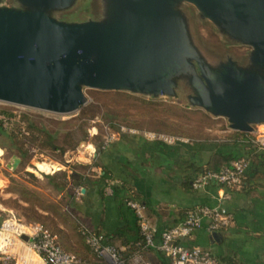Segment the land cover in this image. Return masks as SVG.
Returning <instances> with one entry per match:
<instances>
[{
    "label": "water",
    "instance_id": "obj_1",
    "mask_svg": "<svg viewBox=\"0 0 264 264\" xmlns=\"http://www.w3.org/2000/svg\"><path fill=\"white\" fill-rule=\"evenodd\" d=\"M78 1L0 0V103L67 116L87 103L85 88L181 91L234 132L264 125V0H97L98 18L61 21ZM187 5L230 45L249 47L246 57L207 52Z\"/></svg>",
    "mask_w": 264,
    "mask_h": 264
},
{
    "label": "crops",
    "instance_id": "obj_2",
    "mask_svg": "<svg viewBox=\"0 0 264 264\" xmlns=\"http://www.w3.org/2000/svg\"><path fill=\"white\" fill-rule=\"evenodd\" d=\"M235 133L238 132L230 131L228 138L221 140L188 139L156 132L122 133L93 149L94 152L85 150L77 157L69 156L65 163L38 162L36 173L54 175L67 171L71 182L72 174H83L76 168L71 170V166L76 162L91 166L80 193L73 199L68 197V204L82 223L104 235L128 264H170V259L159 250L162 233L180 225L188 211L202 206L223 207L233 217V224L217 232L215 238L206 220L199 230L178 244L209 249L221 264H264V148L254 142L256 137ZM149 134L157 137L151 138ZM162 136L178 140L166 142ZM239 158L249 162L241 191L224 198L228 190L216 183L193 187L205 170H219ZM7 183L0 179V193ZM130 198L145 207L155 229L153 248L140 247L138 220L126 205ZM80 246L67 239L69 253H84L83 259L93 262L91 251L86 245Z\"/></svg>",
    "mask_w": 264,
    "mask_h": 264
},
{
    "label": "rangeland",
    "instance_id": "obj_3",
    "mask_svg": "<svg viewBox=\"0 0 264 264\" xmlns=\"http://www.w3.org/2000/svg\"><path fill=\"white\" fill-rule=\"evenodd\" d=\"M98 5L97 0H79L74 9L58 13V18L65 22L96 19L99 17ZM3 6L13 7L14 0H4ZM186 10L190 13L199 41L207 52L221 59L228 55L244 59L249 53V47L233 46L222 39L209 21L198 18V12L193 6L187 5ZM84 93L87 103L76 113L67 116L0 103V119L3 120L5 128L9 129L12 123L24 116H27L34 126V134L28 135V139L19 143V147L27 154L24 158L20 156L17 148L10 149L6 139L0 136V179H6L8 182L7 188L0 193V225L13 216L23 223L43 224L58 235L65 249L67 239L85 248L79 232L84 223L68 204L67 185L71 182L68 181L67 171L63 172L56 181L64 188H55L46 177L50 174L36 173V163L51 160L65 163L69 156L77 157L85 150L94 152L93 149H98L107 140L131 131L156 132L188 139L218 140L228 138V133L232 132L225 118L212 117L201 109L190 107L185 92L180 91L176 99L151 98L125 91L89 88H85ZM3 112L11 113L16 119L6 118L1 114ZM254 128L255 132L250 135L257 137L260 133L264 137V125ZM41 130L56 134L55 145L62 153L49 148L48 140ZM1 145H4V148ZM14 157L21 159L16 170L10 167ZM79 165L88 166L76 162L71 166V170L76 168L84 173L85 171L78 168ZM24 189L32 193L27 196L32 207L19 201V204L27 209L25 211L17 209L14 204ZM75 254L81 258L86 256L84 253Z\"/></svg>",
    "mask_w": 264,
    "mask_h": 264
},
{
    "label": "built area",
    "instance_id": "obj_4",
    "mask_svg": "<svg viewBox=\"0 0 264 264\" xmlns=\"http://www.w3.org/2000/svg\"><path fill=\"white\" fill-rule=\"evenodd\" d=\"M149 136L157 137L155 134ZM161 138L166 142L178 140L164 136ZM254 142L264 148V137L260 133ZM248 166V160L239 158L219 170H205L195 179L193 187L199 189L216 183L228 190L223 197L229 198L231 193L244 188V175ZM126 205L137 217L145 246L155 247V229L149 221L145 207L132 198L126 200ZM206 220L209 221L208 228L212 234L233 224V217L223 207L202 206L188 211L180 225L164 231L161 235L159 250L170 259V264H221L209 249L185 248L178 244L180 240L189 238L199 230ZM80 232L95 257L93 262L65 251L58 236L43 224H27L14 216L10 217L0 225V264H127L115 247L105 244L104 235L85 226L80 228Z\"/></svg>",
    "mask_w": 264,
    "mask_h": 264
},
{
    "label": "trees",
    "instance_id": "obj_5",
    "mask_svg": "<svg viewBox=\"0 0 264 264\" xmlns=\"http://www.w3.org/2000/svg\"><path fill=\"white\" fill-rule=\"evenodd\" d=\"M1 114L4 115L6 118H9V119L10 118H12V119L15 118L16 119L15 116H13V115L11 116V113L3 112ZM21 124H23V125H21ZM41 131L45 134V137L48 140V146H49V148L52 149V151H60L61 152V150L55 145V142H56V134H51V133L47 132L46 130H41ZM31 134H34V126H33V122H31L30 119L27 116H24L22 119L16 120L15 123H12V125H11V127L9 129H7V128L4 127V122H3V120L0 119V136L4 137L6 139V142L9 143V146H11L10 149L17 148L20 151V156L22 158L26 157L27 154H26V152H23L22 151L24 149H22L21 147H19V143L21 144V141L22 140L28 139L27 136L28 135H31ZM235 135H237V136H239V135L251 136L250 134H245V133H235ZM1 146L4 148V145H1ZM78 168L82 169L85 172L82 175H78V174L76 175V173L72 174L71 184H70V186L67 185V188H68L67 189L68 197L69 198H72V199L75 198L76 194L80 192L81 185L83 184V182H85L88 179V175L91 174L90 172H91V169H92L91 166H85V165H79ZM86 171H88V172H86ZM62 174L63 173L54 174V175H51V176L49 175V176H46V177L50 180L51 184L55 186V188H57V189H63L64 186L58 184L57 181H56L58 179L59 175H62ZM30 195H32V193L30 191H28L27 189H24L21 193H19V199L18 200H15V202H14V204L16 205V208L17 209H20V210H23V211L27 210L25 207H22L19 204V201H23L25 203H28V204H30V207H32V205H31L32 203H30V201L28 200V197H27V196H30ZM82 226H85V225L83 224V225H81V227ZM85 227H87V226H85ZM87 228L90 229V230H93V229H91L89 227H87ZM48 229H50V228H48ZM51 231L55 235H57L53 230H51ZM79 232H80V229H79ZM95 232H97V231H95ZM97 233H99V232H97ZM80 234H81V236H82V238L84 240V243H85L86 247L91 251L90 247L85 242L84 236L82 235L81 232H80ZM105 239H106V237H105ZM105 244H108V245L113 246L111 244V242L109 240H107V239L105 240ZM144 246H145V242H144V239H143V237L141 235L140 247L143 248ZM64 250L68 252L67 249L64 248ZM120 255H121V253H120ZM121 257L126 262V260L124 259V257L122 255H121Z\"/></svg>",
    "mask_w": 264,
    "mask_h": 264
}]
</instances>
